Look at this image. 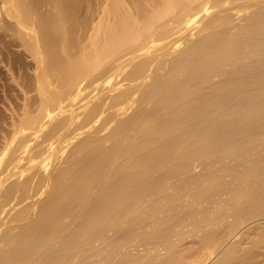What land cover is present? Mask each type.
<instances>
[{
	"label": "bare ground",
	"instance_id": "1",
	"mask_svg": "<svg viewBox=\"0 0 264 264\" xmlns=\"http://www.w3.org/2000/svg\"><path fill=\"white\" fill-rule=\"evenodd\" d=\"M18 51L37 94L0 143V264L57 238L43 264H65L175 191L189 198L143 235L170 258L120 264H177L197 232L205 261L264 217V0H0V58ZM236 244L217 264H247Z\"/></svg>",
	"mask_w": 264,
	"mask_h": 264
},
{
	"label": "rangeland",
	"instance_id": "2",
	"mask_svg": "<svg viewBox=\"0 0 264 264\" xmlns=\"http://www.w3.org/2000/svg\"><path fill=\"white\" fill-rule=\"evenodd\" d=\"M248 7H246V9H247ZM210 11H212V10H210ZM195 31V30H194ZM198 31H200V30H198ZM197 30L195 31L196 33L198 32ZM194 32V33H195ZM196 33H195V35L194 36H196ZM178 45V44H177ZM175 48H176V46H174ZM179 48V47H178ZM177 48V49H178ZM16 49V48H15ZM19 53L16 55L15 53L13 54H10L11 56L12 55H14V58H15V56H18V57H20L19 59L18 58H15V59H13V58H11V57H9V55H7L9 58H7V56L5 55V57L7 58H5L4 56V58H5V60L3 59V58H0L1 60H0V70H1V72H0V122H1V116L2 115H5L6 117H4V122L2 121L1 123H2V125L0 126V127H2V128H0V135H1V138H0V141L1 140H3V141H1L0 143H4V146H7L5 143L7 142V143H10V141L11 140H13L12 142H14V144H15V141L17 140H15L14 141V139H15V135L16 134H14V130L13 129H11V127L13 128V125H11L10 126V124H14V123H17L16 122V120H15V122L14 123H10V124H7V123H9L10 121L11 122H13V120H12V116L10 117V115H11V113H12V115H13V117L14 116H18L17 118H15V119H17V121H19L18 120V118H21L22 116V114H20V112L21 113H23V112H25L23 109H25V105L27 104L28 105V102L26 103V101L32 96L33 97V95H34V97H35V95L37 94H35V91H33L32 90V92L30 91V90H27V92H26V94L27 95H24L25 94V89H29V85L28 84H30V86L31 87H33V88H35L34 86H35V84L33 83V81H32V83H30L29 82V80L28 79H26L27 77H29V75L31 74V75H33L34 74V72H32L33 71V69L31 68L30 69V67L29 68H27V69H29L28 70V72L30 73V74H28V72L26 73L28 76H26V78L25 77H21L20 75H21V73L19 72L18 74L19 75H17V72L18 71H20V69L19 70H16V68H14V67H17V66H19V67H17V68H20V62H21V66H23V63H25L23 60H26V61H30V57H28L27 55H23V54H21V52L20 51H18ZM176 52H178V51H176ZM11 58V59H10ZM30 58V59H29ZM21 60L20 62H18V60ZM23 59V60H22ZM4 60V61H3ZM12 60H14L13 61V65L11 66V61ZM17 61V62H16ZM15 63V64H14ZM14 66V67H13ZM8 67H9V69H10V67H12V68H14V69H12V71L10 72V71H8L9 69H8ZM26 69V70H27ZM11 70V69H10ZM14 70V71H13ZM16 70V71H15ZM99 70H101V68L99 69ZM25 70H23V72H24ZM5 72H8V74H6ZM21 72H22V69H21ZM4 73L7 75V76H5L4 75ZM11 73L14 75V73L17 75V76H15L14 75V77H16L15 79L14 78H11V77H13V76H11ZM25 73V72H24ZM20 76V77H19ZM5 77V78H4ZM19 77V78H18ZM7 78V79H6ZM25 78V80L28 82V84H27V82L25 83V81L23 80ZM30 78H32L33 79V76H30ZM29 78V79H30ZM8 81H6V80ZM14 79V80H13ZM17 79V80H16ZM19 79V80H18ZM23 80L24 81V85H26V86H24V85H21V84H23V81L21 82V80ZM3 80H5V81H3ZM14 81V82H13ZM18 81H20V82H18V84H20V85H18L17 84V82ZM31 81V80H30ZM9 83L10 85H12L13 87H14V85H15V87H14V90H11L10 91V89H9V87H8V91H7V86H6V83ZM16 83V84H15ZM5 84V85H4ZM32 84H34V86L32 85ZM3 85V86H2ZM18 85V86H17ZM4 86H5V88H4ZM12 86H10V87H12ZM20 86H23L24 88L22 89V90H20L21 88H20ZM12 87V88H13ZM26 87V88H25ZM17 89V90H16ZM89 89V88H88ZM35 90V89H34ZM20 91V92H19ZM7 92V93H6ZM29 92V93H28ZM34 92V93H33ZM2 93V94H1ZM5 94V95H4ZM8 94V96L7 97H5L6 95ZM11 94V95H10ZM2 96V97H1ZM5 98H4V97ZM18 96V97H17ZM27 96V97H26ZM28 96H30V97H28ZM9 97V98H8ZM33 97V98H34ZM70 97V96H69ZM72 97V96H71ZM3 98V99H2ZM26 98H27V100H26ZM33 98L31 99L30 98V100H28V101H30L31 103H32V101L31 100H33ZM18 99V100H17ZM35 99V98H34ZM6 100V101H5ZM26 100V101H25ZM1 101H3V102H1ZM33 101H35V100H33ZM15 102V103H14ZM74 102V101H73ZM14 103V104H13ZM16 104V105H15ZM18 104V105H17ZM30 104V103H29ZM15 106V109H11V108H13L14 106ZM23 105V106H22ZM30 105H32V104H30ZM8 108H7V107ZM16 106H17V110L19 111H17L16 110ZM29 106V105H28ZM27 106V107H28ZM20 107V108H19ZM24 107V108H23ZM26 107V109H28L29 107H31V106H29L28 108ZM20 109V110H19ZM30 109H32V108H30ZM12 110V111H11ZM14 110V111H13ZM22 110V111H21ZM16 111L18 112V113H16ZM2 112H4V113H2ZM15 114H18V115H15ZM20 114V115H19ZM24 114V113H23ZM9 115V116H8ZM9 118H11V119H9ZM6 119V120H5ZM9 119V120H8ZM8 121V122H7ZM19 123H20V121H19ZM19 123H17V125L19 124ZM5 126H6V132H5ZM15 126V125H14ZM10 127V128H9ZM4 128V129H3ZM9 128V129H8ZM4 132H3V131ZM11 130V131H10ZM2 131V132H1ZM9 131V132H8ZM11 132L14 134V136L13 137H11L10 135H11ZM6 135H5V134ZM5 135V137L4 136H2V135ZM10 134V135H9ZM20 134V133H19ZM19 134H17V136L19 135ZM21 134H24V133H21ZM8 135L11 137H9L8 138ZM8 138V140H7V138ZM3 138H5L7 141H5V139H3ZM14 138V139H13ZM9 139H10V141H9ZM9 141V142H8ZM32 142V141H31ZM31 142L29 143V144H26L27 146H29V148H30V150L28 149V147L26 148L25 147V150L26 149H28V151L30 152L32 149H33V147H34V145H33V143H32V147H30V144H31ZM0 145L1 147H0V151H1V149H2V147H3V145ZM14 144H9V145H11V146H13ZM35 144V143H34ZM8 145V146H9ZM7 146V147H8ZM10 146V147H11ZM36 146H38V145H35V148H39V150H40V147H36ZM40 146V145H39ZM6 147V148H7ZM9 147V150L10 149H12V148H10ZM35 148H34V150H35ZM4 149V148H3ZM8 149V148H7ZM7 149H5L6 151L5 152H7L8 150ZM37 150V149H36ZM36 150H35V152H36ZM39 150H37V151H39ZM27 151V150H26ZM27 151V152H28ZM4 152V151H3ZM3 152H1V153H3ZM32 152H34V151H32ZM34 152V153H35ZM40 152V151H39ZM26 154H28V153H26ZM31 154V153H30ZM30 154H28V155H30ZM37 154V153H36ZM22 155H23V153H22ZM21 156V155H20ZM23 156H25V154L23 155ZM22 157V156H21ZM21 157H19V158H21ZM73 158H75L74 156H73ZM46 161H47V163L48 162H51V160L50 159H46ZM42 162H44V161H42ZM45 163L46 162H44V165L43 166H46L47 165V163H46V165H45ZM47 167V166H46ZM47 168H49V166L47 167ZM219 174H222V171H219ZM180 193H182V194H180ZM179 194V195H178ZM187 195V191H175L174 192V198H173V200H168V199H160L161 200V206H166V208H160V207H157L156 206V204L155 203H150V204H148V205H142V206H140L139 208H138V210H137V212L134 214V219H136V222L135 223H132V222H126V223H123L118 229H116L115 231H112V232H110L105 238H103V239H98V240H94V241H92L90 244H88V245H85V246H79L78 248H76V249H74V250H72L71 251V253H70V256H69V258H68V260H67V262L65 263V264H120V263H123V262H125V261H127V260H129V259H142V261L144 260V258H146V260H147V258H148V256L150 255V252H152L153 254H154V252H156V254L158 253V252H160V254H162L163 256L166 254V256L167 257H160V258H163V259H165V258H170L169 256H171V255H169L170 253H168V255H167V253H166V248L165 247H167V246H165L164 244L163 245H161V243H159L158 245H156V244H153L152 242H150V241H148V240H146V239H144L143 238V235L145 234V232L147 231V230H149V228H150V225L158 218V217H167L168 218V216H170L171 214H172V209H176V207L178 206V205H180L182 202H184V200L185 199H188L189 198V196H186ZM230 197V194L229 195H224V196H222V197H219V199H218V201L216 202V203H226L225 201H223V199H221V198H229ZM167 206H172V209H170V208H167ZM169 209V210H168ZM264 217L262 218V219H260V220H257L256 222H254V223H252V224H247V225H243L242 227H241V229L239 230V232H238V234L237 235H235V237L233 236V237H231V238H229L227 241H226V243L224 244V246H220V248L221 249H216V250H218V251H216L214 254H213V257H211V259L210 258H208L207 260H202V259H205V258H200L199 256H196L197 255V253H196V255L194 256L192 253H194L195 251H191V250H189V251H187L188 250V248L190 249V247H186L187 245L188 246H191V244L193 245V242H195V241H197V240H199L198 238V236L200 235V232H197L196 234H192V233H186L185 235H184V238H182V239H180V240H178V247L179 248H177V250L179 251V249L180 250H182V251H180V253L181 252H184V249L186 248L187 250V253H186V251L184 252L185 254H184V256L185 255H187V256H185V257H187V258H185L184 256H183V254H181L182 256L180 257V259H179V261L181 262H179L178 261V263L177 264H187V263H189L188 261H190V260H192V262L193 263H189V264H195V262L196 261H198L196 264H217V261H218V259L220 258V256H221V254L223 255L224 253L223 252H225L226 253V251H228L229 250V248L231 247V246H233V244H234V246H235V244L237 243V242H240L239 244L237 243L236 245L238 246V247H240V249H243V251H240V252H238V254L239 255H241L242 254V252H244V249L246 250V251H248V256H246V258L248 257L249 258V260H247V264H249L250 262H252L253 264L255 263V264H264V242H260V241H258L257 242V237H259L258 236V233H259V231H260V233L261 232H263L264 233ZM261 221V222H260ZM258 222H260V223H258ZM257 223H258V225H257ZM255 226V227H254ZM258 226V227H257ZM262 227V228H261ZM132 229V230H129V229ZM251 230H250V229ZM253 229V230H252ZM259 230V231H258ZM18 231V229L16 230V231H14V232H17ZM242 232V233H241ZM244 232V233H243ZM254 232V233H253ZM249 233H251V234H249ZM257 233V234H256ZM263 233H262V235H263ZM239 234H241V235H239ZM238 235L243 239H241L240 237V239L238 238ZM264 236V235H263ZM244 240L245 241H247V242H244ZM261 241H264V239L263 240H261ZM244 242V243H243ZM249 242V243H248ZM247 245H246V244ZM63 239L62 238H57V239H55V240H53V241H51V242H48V243H45V244H40L39 246H35L34 248H32L31 249V253H30V260H31V264H43L44 263V257H43V255H44V253L45 252H47V251H49V250H58V249H61L62 247H63ZM190 244V245H189ZM232 244V245H231ZM195 245L196 244H194V248H195ZM4 246V243H3V241H0V249H3L2 247ZM233 246V247H234ZM6 247H10V246H6ZM159 247V248H158ZM184 247V248H183ZM192 247V246H191ZM241 247H244V248H241ZM253 247V248H252ZM157 248V249H156ZM165 248V249H164ZM251 248V249H250ZM4 249H6L5 247H4ZM7 250H10L9 248H7ZM2 251V250H1ZM6 251V250H5ZM150 251V252H149ZM177 251V252H178ZM192 253H191V252ZM250 251H252V252H250ZM10 252V251H9ZM190 252V253H189ZM1 253V252H0ZM151 253V255H153ZM189 253V254H188ZM255 253V254H254ZM155 254V255H156ZM159 254V253H158ZM157 254V257L158 256H160V255H158ZM190 254H192L195 258H196V261L194 260L195 258L194 257H191V255ZM243 254H245V252L243 253ZM246 254V255H247ZM262 254H263V256H262ZM147 255V256H146ZM190 255V256H189ZM251 255V256H250ZM254 255V256H253ZM189 256V257H188ZM150 257V256H149ZM183 257H184V259H183ZM197 257H199L200 259L199 260H201V261H199L198 259H197ZM159 258V257H158ZM192 258V259H191ZM247 258V259H248ZM253 260H252V259ZM183 259V260H182ZM190 259V260H189ZM146 260H144V261H146ZM141 261V262H142ZM184 261V262H183ZM195 261V262H194ZM204 261V262H203ZM249 261V262H248ZM183 262V263H182ZM186 262V263H185ZM200 262V263H199ZM257 262V263H256ZM252 263H250V264H252ZM142 264H145V263H143L142 262ZM147 264V263H146ZM149 264V263H148Z\"/></svg>",
	"mask_w": 264,
	"mask_h": 264
}]
</instances>
